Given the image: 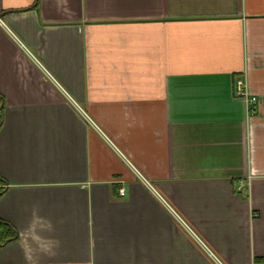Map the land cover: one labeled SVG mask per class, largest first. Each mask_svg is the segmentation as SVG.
<instances>
[{
  "label": "crops",
  "instance_id": "1",
  "mask_svg": "<svg viewBox=\"0 0 264 264\" xmlns=\"http://www.w3.org/2000/svg\"><path fill=\"white\" fill-rule=\"evenodd\" d=\"M2 14L0 264H264V0Z\"/></svg>",
  "mask_w": 264,
  "mask_h": 264
},
{
  "label": "trees",
  "instance_id": "2",
  "mask_svg": "<svg viewBox=\"0 0 264 264\" xmlns=\"http://www.w3.org/2000/svg\"><path fill=\"white\" fill-rule=\"evenodd\" d=\"M4 110V99L0 96V130L4 126ZM6 184V180L0 177V199L7 192ZM19 239L20 235L16 228L0 217V249L17 242Z\"/></svg>",
  "mask_w": 264,
  "mask_h": 264
},
{
  "label": "built area",
  "instance_id": "3",
  "mask_svg": "<svg viewBox=\"0 0 264 264\" xmlns=\"http://www.w3.org/2000/svg\"><path fill=\"white\" fill-rule=\"evenodd\" d=\"M236 94L238 97L243 98L246 101L248 111L250 113H254L256 107L258 106V97L253 95L250 91L249 85L247 81L245 80H238L237 85H236ZM251 178L249 179L248 182H242L241 187H247L251 184ZM121 196H126V191L123 189L120 191Z\"/></svg>",
  "mask_w": 264,
  "mask_h": 264
},
{
  "label": "water",
  "instance_id": "4",
  "mask_svg": "<svg viewBox=\"0 0 264 264\" xmlns=\"http://www.w3.org/2000/svg\"><path fill=\"white\" fill-rule=\"evenodd\" d=\"M5 14L0 15V20L4 18Z\"/></svg>",
  "mask_w": 264,
  "mask_h": 264
}]
</instances>
